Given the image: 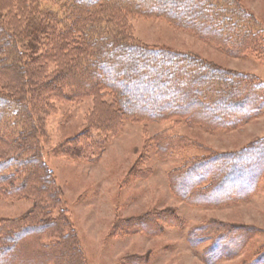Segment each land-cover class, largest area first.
Wrapping results in <instances>:
<instances>
[{
    "label": "trees",
    "instance_id": "16d2710c",
    "mask_svg": "<svg viewBox=\"0 0 264 264\" xmlns=\"http://www.w3.org/2000/svg\"><path fill=\"white\" fill-rule=\"evenodd\" d=\"M47 2L0 0V197L32 201L28 213L0 221V264H85L43 159L45 120L57 101L88 97L93 104L85 130L63 150L70 156L91 146L90 129L116 133L124 120H183L214 131L264 113V81L257 76L142 43L128 23L131 15L163 18L231 55L264 56V29L238 0H52L44 8ZM156 137L159 157L189 143ZM203 150L168 171L177 199L214 207L257 191L264 137L229 151ZM168 211L129 225L145 229L157 219V233L166 223L181 225ZM254 232L253 226L209 219L191 226L187 241L202 249L205 264H216L240 254ZM245 264H264V248Z\"/></svg>",
    "mask_w": 264,
    "mask_h": 264
},
{
    "label": "rangeland",
    "instance_id": "374dc122",
    "mask_svg": "<svg viewBox=\"0 0 264 264\" xmlns=\"http://www.w3.org/2000/svg\"><path fill=\"white\" fill-rule=\"evenodd\" d=\"M51 1L44 8L51 7ZM238 1L264 29V0ZM128 23L132 36L142 43L193 52L264 81V56L253 51L231 55L163 18L131 15ZM56 105L45 120L43 159L61 193L63 210L76 232L85 264H205L202 249L189 245L187 231L209 219L256 229L240 254L216 264H245L264 248V174L249 199L214 207L191 206L177 199L167 175L204 148L229 151L254 137H264V113L237 127L214 131L183 120H124L116 133L90 129L91 146L82 155L70 156L63 150L68 151L72 147L68 141L85 130L92 100L57 101ZM159 135L184 137L189 143L185 149L159 157L154 145ZM31 206L29 198L0 197V221L19 218ZM168 210L181 225L166 223L158 233L157 219L145 229L129 225L142 217L168 214Z\"/></svg>",
    "mask_w": 264,
    "mask_h": 264
}]
</instances>
